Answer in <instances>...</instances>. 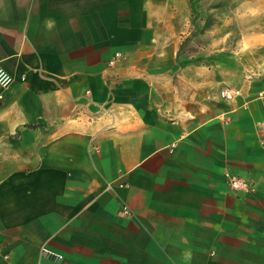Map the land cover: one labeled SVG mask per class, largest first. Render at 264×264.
Instances as JSON below:
<instances>
[{"label": "crops", "instance_id": "obj_1", "mask_svg": "<svg viewBox=\"0 0 264 264\" xmlns=\"http://www.w3.org/2000/svg\"><path fill=\"white\" fill-rule=\"evenodd\" d=\"M191 16L0 0V264H264V73L181 57Z\"/></svg>", "mask_w": 264, "mask_h": 264}, {"label": "rangeland", "instance_id": "obj_2", "mask_svg": "<svg viewBox=\"0 0 264 264\" xmlns=\"http://www.w3.org/2000/svg\"><path fill=\"white\" fill-rule=\"evenodd\" d=\"M191 9L181 57L208 58L228 79L264 73V0H191Z\"/></svg>", "mask_w": 264, "mask_h": 264}, {"label": "built area", "instance_id": "obj_3", "mask_svg": "<svg viewBox=\"0 0 264 264\" xmlns=\"http://www.w3.org/2000/svg\"><path fill=\"white\" fill-rule=\"evenodd\" d=\"M121 55L120 52H117L115 57L109 60L110 64H114L116 61V57H119ZM25 77H22L24 79ZM16 78L15 76L9 72L4 67L0 66V99H3L4 97V90L8 89L14 82ZM239 93V90L232 89L230 87H224L221 90V95L224 98H233ZM94 148L96 150L99 149L98 145H94ZM227 186L231 192L240 193V192H250L254 190V186L251 184V182L247 179V177L233 171L230 169H226L224 172ZM42 252L46 257L54 258L56 260H60L62 255L59 253H56L48 248H42Z\"/></svg>", "mask_w": 264, "mask_h": 264}]
</instances>
